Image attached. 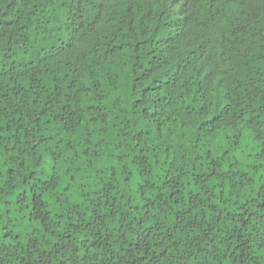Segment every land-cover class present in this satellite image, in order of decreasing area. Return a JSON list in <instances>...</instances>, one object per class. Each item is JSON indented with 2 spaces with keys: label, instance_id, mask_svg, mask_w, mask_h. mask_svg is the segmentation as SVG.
<instances>
[{
  "label": "trees",
  "instance_id": "16d2710c",
  "mask_svg": "<svg viewBox=\"0 0 264 264\" xmlns=\"http://www.w3.org/2000/svg\"><path fill=\"white\" fill-rule=\"evenodd\" d=\"M0 264H264V0H0Z\"/></svg>",
  "mask_w": 264,
  "mask_h": 264
}]
</instances>
